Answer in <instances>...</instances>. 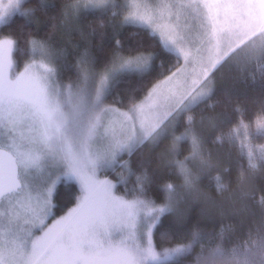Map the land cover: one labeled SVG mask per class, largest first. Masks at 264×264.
Masks as SVG:
<instances>
[{
	"label": "snow or ice",
	"instance_id": "1",
	"mask_svg": "<svg viewBox=\"0 0 264 264\" xmlns=\"http://www.w3.org/2000/svg\"><path fill=\"white\" fill-rule=\"evenodd\" d=\"M28 2L0 0V264H185L197 247L195 264H264V184H256L264 180V145L252 142L264 138V116L255 133L243 120L226 132L244 110L231 93L209 103L218 76L234 66L259 87L254 103L264 113V0H70L61 6L65 23L46 27L80 31L94 13L100 23L87 35L110 50L102 69L88 49L70 65L51 38H37L40 22ZM109 13L123 19L106 39ZM17 15L25 20L19 32L3 35ZM124 25L139 29L135 43L117 31ZM70 72L75 79L65 82ZM201 105L225 111L197 120ZM169 138L167 163L133 168L137 152ZM214 138L239 140L238 187L228 195L233 169L206 149ZM181 145L190 148L184 160L175 158ZM214 172L219 201L200 188ZM173 174L180 184L169 182ZM193 204L220 209V223L236 221L239 232L231 225L189 231Z\"/></svg>",
	"mask_w": 264,
	"mask_h": 264
},
{
	"label": "trees",
	"instance_id": "2",
	"mask_svg": "<svg viewBox=\"0 0 264 264\" xmlns=\"http://www.w3.org/2000/svg\"><path fill=\"white\" fill-rule=\"evenodd\" d=\"M70 2V0H29L26 7L36 9V18L39 20V34L37 38L44 39V38H51L54 45L58 48L62 49L67 57V61L70 65L75 64L78 56L88 49L89 52L93 56H95L99 61L100 64L98 65L99 68H103V64L106 62V58L110 55L109 51H100L99 45L101 43L99 36L97 37H90L87 34L91 31L92 27H98L100 21L95 19V14L90 13L86 19H81L79 25L77 26L80 31L85 33L84 36L80 35V31H73L72 27L69 28H53L49 24H56L61 25L63 21L60 19V11L61 6L65 3ZM48 4V5H57L55 11H50L45 8L41 7V4ZM51 17H56V19H50ZM105 24L109 25L103 31L107 37L111 36L113 33V28L110 26L112 23H116L113 19L111 14L109 13L108 17L105 18ZM25 23L23 17L17 15L15 17V23L13 24L10 30H7L3 33V35H8L9 33L15 34L19 32L21 25ZM30 31L35 32V29H29ZM139 29L133 25H124L123 29H119L117 31L121 32V36L124 39L126 45L135 43L134 33H136ZM23 65V59L20 60V66ZM75 74L74 72L68 73L64 79H74ZM123 87V86H122ZM218 90V95L214 97L210 104H216L217 101H223L225 98V94L231 93L234 105L242 110H244V114L240 115L237 114L235 119L233 120L232 124L225 129L227 132L229 129H234L237 127L239 122L243 120L245 124H251L250 132L255 133L254 123L258 118L264 116V113H261L260 106L258 103H254L260 96L259 87L253 88L251 86V81L245 82L243 73L240 69L231 70L230 73H226L224 77H220L217 80V85L215 86ZM113 98H109L106 103L112 104ZM119 107V105H115ZM225 109L217 106L215 111L211 108H205L203 105L200 106L193 114L196 116L197 120L200 118L201 115L205 116H219ZM184 130L183 127L179 129L176 133L182 132ZM242 130V129H241ZM240 130V135H242V131ZM219 135V134H218ZM252 138L251 136L249 137ZM215 139V138H214ZM172 139L169 138L161 143L158 147L153 148L151 146H145L142 151L137 152V154L132 157L133 160V168L138 169L141 164L145 168H147L150 172L155 170L158 166L167 163L165 156H167V150L171 146ZM257 141L259 143L264 142V138H256L253 139L252 142ZM206 149L210 150L214 155L218 156L222 161V166L225 168L233 169L231 171L230 176V183L228 184L229 192L224 193L223 195H228L232 191H235L238 187V173L234 170V166L236 165V161L238 160V149H239V140H237L236 145H232L229 143L224 142L222 139H215V143H209L206 146ZM182 154L179 155L183 156L188 153L189 146L188 145H181ZM164 157L162 161L160 158ZM244 167H247L246 159L243 161ZM172 172L171 169L168 170ZM218 173H212L209 177H202L200 182V188L209 193L214 199L219 201L221 199V194H219L216 190L215 186V176ZM177 179L175 178L174 174L172 177L169 178V182L173 183ZM256 184L259 187L261 184H264V180L257 178ZM63 187V186H61ZM260 193H257L255 201H253V205H255L260 198ZM163 195L161 199L158 200L162 201ZM61 208L66 210L65 205L69 207L72 205L69 199H61L59 201ZM231 211V210H226ZM62 213V212H61ZM59 214V213H58ZM187 216L189 217V228L190 231L193 226H198V230L204 234H214L219 233L222 227H231L239 232L240 224L233 220H225L223 224L220 223V209H213L208 210L202 204H193L192 207L187 211ZM173 217H168L164 220V229H167L168 226L171 224ZM239 219V217H237ZM246 231V229H245ZM230 235V233L225 234ZM186 242V241H185ZM235 242V241H234ZM219 243L214 237H212V244L213 246ZM170 246L167 242L164 243L163 247ZM200 252V248H196L195 251L189 256V258L185 261V264H195V258L197 254Z\"/></svg>",
	"mask_w": 264,
	"mask_h": 264
},
{
	"label": "rangeland",
	"instance_id": "3",
	"mask_svg": "<svg viewBox=\"0 0 264 264\" xmlns=\"http://www.w3.org/2000/svg\"><path fill=\"white\" fill-rule=\"evenodd\" d=\"M115 2L116 3H120V4H123L124 2H125V0H115ZM111 14V13H110ZM123 19V17L121 16L120 18H119V20H122ZM119 20H115V22L116 23H118L119 22ZM63 23H65L64 21H63ZM68 27L69 28H71V27H73L72 26V24H68ZM100 69H102V68H100ZM235 69H237L236 67H230V68H226L219 76H218V78H217V80L220 78V77H224L225 76V74L226 73H230L231 72V70H235ZM75 79V78H74ZM65 80V82H68V81H70V80H73V79H64ZM217 80H216V83H215V86L217 85ZM108 104V103H107ZM109 105H111V104H109ZM199 120V119H198ZM257 121V120H256ZM235 129H237V127H235L233 130H235ZM253 130H254V132H256V122L254 123V128H253ZM184 131V130H183ZM182 131V132H183ZM242 131V134H243V130H241ZM182 132H179V133H175V135L176 136H179ZM254 144H256V145H264V142L263 143H259V142H257V141H254L253 142ZM171 144H172V141H171ZM188 156H190V148H189V151H188V153L187 154H185V155H183V156H180V157H175V158H177V159H179V160H184L185 159V157H188ZM165 158H166V160H168L169 158L167 157V156H165ZM125 159H128V157H125ZM190 168H192L193 169V171L195 172V171H197V168L195 167V165L192 163V162H189V165H188ZM109 178L110 179H113V180H115V177L114 176H109ZM182 181L181 180H179V179H177L175 182H173V183H175V184H180ZM120 187V190L121 191H123V186H119ZM163 202V200L162 201H157V203H162ZM72 205H70L69 207H71ZM192 207V206H191ZM190 209V208H189ZM188 209V210H189ZM66 211V210H65ZM59 214H63V213H59ZM166 247H169V246H166Z\"/></svg>",
	"mask_w": 264,
	"mask_h": 264
}]
</instances>
